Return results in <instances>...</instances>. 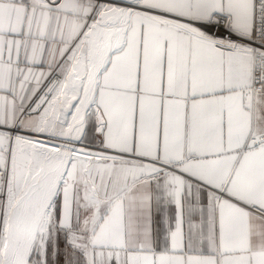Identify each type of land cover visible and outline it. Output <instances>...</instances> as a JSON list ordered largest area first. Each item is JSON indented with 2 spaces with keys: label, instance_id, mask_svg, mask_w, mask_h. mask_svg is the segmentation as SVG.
<instances>
[{
  "label": "snow or ice",
  "instance_id": "obj_1",
  "mask_svg": "<svg viewBox=\"0 0 264 264\" xmlns=\"http://www.w3.org/2000/svg\"><path fill=\"white\" fill-rule=\"evenodd\" d=\"M0 264H264V0H0Z\"/></svg>",
  "mask_w": 264,
  "mask_h": 264
}]
</instances>
